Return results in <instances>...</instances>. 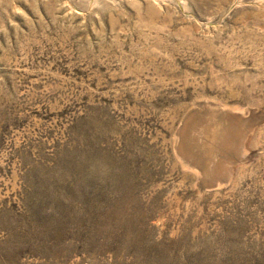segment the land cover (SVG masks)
<instances>
[{"label": "rangeland", "instance_id": "obj_1", "mask_svg": "<svg viewBox=\"0 0 264 264\" xmlns=\"http://www.w3.org/2000/svg\"><path fill=\"white\" fill-rule=\"evenodd\" d=\"M0 264H264V0H0Z\"/></svg>", "mask_w": 264, "mask_h": 264}, {"label": "clouds", "instance_id": "obj_2", "mask_svg": "<svg viewBox=\"0 0 264 264\" xmlns=\"http://www.w3.org/2000/svg\"><path fill=\"white\" fill-rule=\"evenodd\" d=\"M89 171L98 181L103 183L111 176L112 167L106 158L97 157L90 162Z\"/></svg>", "mask_w": 264, "mask_h": 264}, {"label": "bare ground", "instance_id": "obj_3", "mask_svg": "<svg viewBox=\"0 0 264 264\" xmlns=\"http://www.w3.org/2000/svg\"><path fill=\"white\" fill-rule=\"evenodd\" d=\"M205 116H207V114ZM202 118L203 117H201V119L199 118V120H202ZM201 124H202V122H199V121L197 123L194 122V124L191 125V127L189 128L188 131L185 130V132L182 133L183 134L182 137H183V139L186 142L185 144L182 145V149L183 148L185 149V150H183L184 152H188V151L190 152L189 147L191 145H198L199 144V141H200V132L201 131H204V129L202 128V125Z\"/></svg>", "mask_w": 264, "mask_h": 264}]
</instances>
